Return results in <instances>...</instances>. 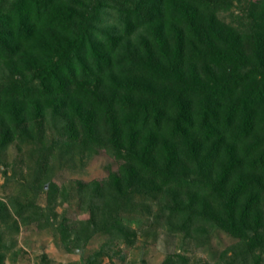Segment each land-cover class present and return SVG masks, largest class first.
I'll return each instance as SVG.
<instances>
[{"label":"trees","instance_id":"obj_1","mask_svg":"<svg viewBox=\"0 0 264 264\" xmlns=\"http://www.w3.org/2000/svg\"><path fill=\"white\" fill-rule=\"evenodd\" d=\"M12 144L28 172L23 202L0 201V264L5 236L42 222L69 252L98 233L131 246L124 213L182 250L227 234L212 264H264V0H0V153ZM100 153L117 169L77 183L86 217L68 227L54 167Z\"/></svg>","mask_w":264,"mask_h":264},{"label":"rangeland","instance_id":"obj_2","mask_svg":"<svg viewBox=\"0 0 264 264\" xmlns=\"http://www.w3.org/2000/svg\"><path fill=\"white\" fill-rule=\"evenodd\" d=\"M233 10L238 12L236 8ZM27 149L24 146L21 151L17 145L12 144L0 153V201L6 203L7 195L22 201L17 194L18 189H14L12 184L14 181L22 183V179H27L25 174L28 172L25 163ZM75 161L74 165H66L62 161L60 168L54 165L52 173L54 174L52 181L57 186L53 212L57 220L65 216L68 220L66 224L68 227L72 225L71 228L75 227L79 218L86 217V212L78 209L77 183L101 180L107 176L110 169L112 171L117 169V163L103 153L96 155L90 161L87 160L82 168L77 166L78 158ZM7 178H11L9 183ZM45 187V191L48 190V187ZM35 204L40 207L47 206V193L40 192ZM120 216L132 230L137 232L131 246L119 241L112 246L106 245L107 235L98 233L81 250L74 249L69 252L61 243L60 237L58 235L55 237L50 228L42 222L38 227L34 225L20 227L19 233L13 236L12 240L5 236L9 248L1 249L4 255L3 264H87V259L95 256L102 248L106 253L91 264H161L167 254L180 250L191 260L212 264L213 259L233 243L227 234L214 230L205 248H194L186 244L182 250L180 247L185 240L181 236L167 235L156 223L153 224L151 218L129 213Z\"/></svg>","mask_w":264,"mask_h":264}]
</instances>
